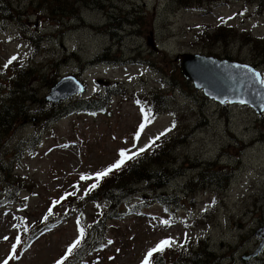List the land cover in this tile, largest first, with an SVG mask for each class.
Wrapping results in <instances>:
<instances>
[{
	"label": "rangeland",
	"instance_id": "obj_1",
	"mask_svg": "<svg viewBox=\"0 0 264 264\" xmlns=\"http://www.w3.org/2000/svg\"><path fill=\"white\" fill-rule=\"evenodd\" d=\"M30 1L10 0L27 9L22 24L0 23V92L7 89L10 64L19 61L48 79L78 77L85 84L84 100L104 96V88L112 99L106 112L70 115L39 132L34 118L32 123L23 120L1 138L0 192L18 191L14 201L0 207V264H57L78 239L79 226L95 224L107 229L102 248L80 250L77 257L72 252L63 260L139 264L151 248L171 240L173 251L163 250L171 264L184 244L193 250L199 241L217 257L213 264H264V248L256 257L242 259L258 247L255 231L264 224V114L218 105L190 83H181L182 76L170 81L177 75L176 58L184 53L228 55L257 65L264 75V41L258 40L264 39V5L256 16L253 3L242 0H229V6L195 0L188 7L175 0L172 12L169 0H74L79 18L61 17L60 24L52 21L57 26ZM200 5L203 9L197 11ZM233 16L225 27L241 19L239 27L220 38L212 28ZM205 29L210 39L200 38ZM28 35L38 37V47L24 39ZM147 37L155 50L146 45ZM96 60L112 64H90ZM31 87L35 97L43 98L51 89L47 82ZM152 93L163 96L167 108L141 130L140 101ZM162 133L178 139L168 169L181 167L183 172L155 193L179 208L165 213L152 202L121 219H103L104 203H93L84 194L96 184L95 174L116 163L122 150L137 152ZM205 167L213 182L199 176ZM218 178L226 179L225 187L217 185ZM134 188L139 191L122 201L125 209L145 205L142 197L156 196L142 184ZM0 195L1 200L7 192ZM36 230L27 249L17 243L18 233Z\"/></svg>",
	"mask_w": 264,
	"mask_h": 264
},
{
	"label": "trees",
	"instance_id": "obj_2",
	"mask_svg": "<svg viewBox=\"0 0 264 264\" xmlns=\"http://www.w3.org/2000/svg\"><path fill=\"white\" fill-rule=\"evenodd\" d=\"M178 1V5L188 7L191 6L195 0ZM244 1L246 4L251 2L253 4L260 3L261 5L263 0ZM29 4L35 5L38 9V13L43 14L47 22L49 19L51 22L54 21L60 24V18L64 16L79 18V12L74 10V0L69 2H67V0H33L30 1ZM23 9L26 8L24 7ZM23 9L16 7L10 2V0H0V23L22 24L21 20L25 17L22 15L27 13L23 12ZM56 23L52 22L50 25L58 26ZM216 34H219L222 36L220 38L224 39L225 34L223 36L219 31H217ZM232 35L234 36L235 33ZM233 36L228 38L232 39ZM203 37L204 39H210V34L203 32L200 38ZM24 39L30 43L32 42L38 47V37L28 35L25 36ZM256 49L254 51L255 53ZM259 54L260 51H258V55ZM224 58L232 60L228 55H225ZM23 65L24 63L19 61L12 62L9 69L10 73L7 78H4L6 79L4 82H7V89L0 92V101H2L0 103V142L2 141L1 138L8 135V133L14 129L15 124L19 121L28 120L32 123L34 118L35 121L33 124L38 128L36 131L39 132L46 129L49 124L70 115L78 113L96 114L106 112V110L109 109L112 94L109 93L107 89L101 90L105 94L104 96L96 95L95 97L97 98L89 101L87 99L84 100V97H80L54 105L47 104L43 97H35L36 91L34 92L31 85L34 86L36 83L47 82V86L50 88L54 85L57 78L53 77L52 79H48L47 75H40L38 71H35L31 66L24 67ZM176 71L177 75H173L170 80H172L173 77L181 76L177 68ZM171 75L172 73L170 76ZM32 78H34L35 81H32ZM38 78L43 81H36ZM179 80L187 86V82L184 79H181L180 77ZM140 103L143 105V119L141 125L143 124L144 127L167 108L163 96L159 97L158 94L153 93L147 95L146 98L140 101ZM165 135L162 133V136L158 139L156 138L153 143L144 146L145 151L140 152L139 155L135 156L133 159L127 160L122 167L113 170L107 176L102 178L98 184L96 182L97 187L85 191L84 194H87L90 201L93 203H99L100 201L104 203L105 211L103 219H121L127 215H132L134 211L139 209L141 205L138 204H136L133 209H130L129 207L125 209L122 207V201L129 197L128 195L133 196L139 191L134 188L136 185L142 184L144 186V191L152 192L151 194L156 195V190L166 186L172 178H175L183 172L181 167L176 170L168 169L169 164L174 160L172 157V149L178 139L175 138L171 140V138H168ZM198 165L200 164H191V167H196ZM215 167L216 165L212 166V168ZM205 171L206 167L205 170L199 174L202 181L208 178L210 182H213L211 174L210 176H207ZM218 179L217 185L225 187L227 183L226 179ZM202 181L198 182V185H203L204 183ZM17 191L18 189L9 188L0 192V194L7 192V195L0 200V207L6 203L14 201L17 196ZM68 198H65L64 201ZM141 200H146L145 202L147 204L142 206H149L148 203L151 204L152 202H155L167 213L170 212V208H179L176 201H171L166 196L160 197V195H156L153 197H142ZM78 202L83 203L81 198ZM103 219L101 221H103ZM106 230L104 224H95L91 227L79 226L78 238L80 239V244L73 250L71 257H77L80 250L95 251L101 249ZM38 231L18 233V244L22 245L24 249H27L32 244L36 232ZM81 231L83 232L82 237L80 236ZM202 244V241H199L198 245L194 247L193 250H190L189 247H191V244L186 243L184 250L179 249L180 252L177 254L176 260L173 264H179L180 262L183 264H212L217 257H214L213 254L208 251V248L205 249ZM171 248L172 246L168 247V249ZM172 251L173 249L169 252ZM164 252L165 251L155 253L150 259L149 264H171L168 262V258L165 257ZM69 262L70 260H63V264H72V262ZM140 264H142V262Z\"/></svg>",
	"mask_w": 264,
	"mask_h": 264
},
{
	"label": "water",
	"instance_id": "obj_3",
	"mask_svg": "<svg viewBox=\"0 0 264 264\" xmlns=\"http://www.w3.org/2000/svg\"><path fill=\"white\" fill-rule=\"evenodd\" d=\"M146 45L154 49L151 38H147ZM176 60L183 77L208 99L220 105H247L258 114L264 110V85L253 68L201 54H180ZM83 91L84 86L75 77H64L51 87L45 101L57 103ZM255 235L262 241L250 255L254 257L264 247V226ZM250 256H243L242 259L248 260Z\"/></svg>",
	"mask_w": 264,
	"mask_h": 264
},
{
	"label": "snow or ice",
	"instance_id": "obj_4",
	"mask_svg": "<svg viewBox=\"0 0 264 264\" xmlns=\"http://www.w3.org/2000/svg\"><path fill=\"white\" fill-rule=\"evenodd\" d=\"M12 59H15V57H13ZM11 63V60L8 62ZM5 67H7V65H5ZM240 103H244V101H240ZM147 119V117H146ZM141 130L143 129L144 125L142 124L141 126ZM136 138H139V132L137 133ZM159 137H157L158 139ZM130 151V150H129ZM145 151L144 148H140L137 152H133L131 155H128L125 151H121L119 153L120 159L114 163L113 165L109 166V168L97 172L95 174V179L97 181V184L99 183V181L104 178L105 176H107L109 173H111L113 170L115 169H119L120 167L123 166V164L130 159H133L135 156L139 155L140 152ZM81 179H85V177H81ZM97 184H92L90 185L91 189H94L95 187H97ZM52 209H49V215L51 214ZM44 220H47V215L44 217ZM163 224L167 225L168 221H162ZM80 236H83V232L81 231ZM17 243H19V237H17ZM109 243H111V241H109ZM174 241L171 240H164L161 241L156 247L150 249L148 251V253L146 254L144 260L142 261V264H149L150 259L154 256L155 253L157 252H162L166 247L171 246V244H173ZM80 244V239L78 238L71 246H69V248L67 249V254L63 259H67V255L71 254L73 252V250ZM16 245H13V250H15ZM63 259L61 261H58L57 264H63ZM5 264H7V261H5Z\"/></svg>",
	"mask_w": 264,
	"mask_h": 264
},
{
	"label": "flooded vegetation",
	"instance_id": "obj_5",
	"mask_svg": "<svg viewBox=\"0 0 264 264\" xmlns=\"http://www.w3.org/2000/svg\"><path fill=\"white\" fill-rule=\"evenodd\" d=\"M229 0H222V1H219V2H216V4H220V5H225L227 2H228ZM216 4H214V5H216ZM172 5H175V0H169V4L167 5V10L169 11V12H172ZM202 9V7L200 8V10ZM150 34H152L151 32H150Z\"/></svg>",
	"mask_w": 264,
	"mask_h": 264
}]
</instances>
